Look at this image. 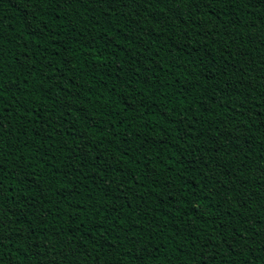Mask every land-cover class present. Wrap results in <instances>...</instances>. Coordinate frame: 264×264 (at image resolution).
<instances>
[{
  "label": "trees",
  "instance_id": "16d2710c",
  "mask_svg": "<svg viewBox=\"0 0 264 264\" xmlns=\"http://www.w3.org/2000/svg\"><path fill=\"white\" fill-rule=\"evenodd\" d=\"M194 2L0 0V264H264V0Z\"/></svg>",
  "mask_w": 264,
  "mask_h": 264
},
{
  "label": "snow or ice",
  "instance_id": "6c2138e0",
  "mask_svg": "<svg viewBox=\"0 0 264 264\" xmlns=\"http://www.w3.org/2000/svg\"><path fill=\"white\" fill-rule=\"evenodd\" d=\"M146 2H149V0H146ZM165 2L167 3L168 2V0H165ZM185 2V0H171V3H175V4H180V3H184ZM188 3H189V5L191 6V7H195V2H194V0H188ZM205 6H207V5H205Z\"/></svg>",
  "mask_w": 264,
  "mask_h": 264
}]
</instances>
